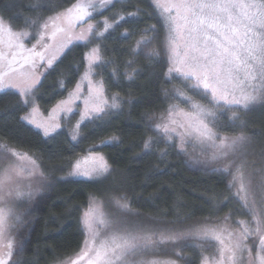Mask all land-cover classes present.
Wrapping results in <instances>:
<instances>
[{
	"label": "trees",
	"instance_id": "trees-1",
	"mask_svg": "<svg viewBox=\"0 0 264 264\" xmlns=\"http://www.w3.org/2000/svg\"><path fill=\"white\" fill-rule=\"evenodd\" d=\"M77 2L39 0L41 6L35 8L37 0H0V12L13 21L24 22L25 18L36 19L72 8ZM96 5L92 16L83 21L110 15L113 29L107 47L101 50L102 55L106 53L110 58L113 73L105 76L107 92L110 98L117 96L119 107L106 110L102 119L83 124L81 139L72 142L65 130L45 136L28 124L24 119L28 107L18 92L9 90L0 94V142L33 153L41 167L48 170L49 177L47 188L27 213L26 224L19 233L23 242L15 248L11 263L17 260L21 264H54L78 251L85 237L83 209L91 196L100 195L108 200L112 191L128 199L130 207L137 211L133 217L139 215L141 221L168 224L171 228L248 217L245 204H241L244 201L230 186L232 168L225 172L189 157L156 129V124L161 123V117L167 115L169 106L176 101L175 85H181L184 80L175 72L168 73L171 64L164 47L165 26L154 1L111 0L108 6H100V1ZM117 12L120 15L116 17ZM121 26L127 28L122 33ZM142 36L151 38V43L135 56L133 41ZM90 44L91 41L73 43L51 65L39 63L46 67L39 82L44 105L50 107L76 84L86 68L85 56ZM154 50L159 56L149 59L148 54ZM130 60L134 63L129 66ZM132 68L137 69V74L129 79L127 73ZM254 127L264 135V124ZM112 135H117V141L106 142L105 138ZM150 138L151 146L145 149V141ZM95 149L104 150L113 167L112 174L96 180L63 178L70 171V160L75 153ZM193 240L186 239L182 249L187 251L178 256L183 260L180 264H199L201 254L207 251H195ZM86 263L87 257L78 262Z\"/></svg>",
	"mask_w": 264,
	"mask_h": 264
},
{
	"label": "snow or ice",
	"instance_id": "snow-or-ice-1",
	"mask_svg": "<svg viewBox=\"0 0 264 264\" xmlns=\"http://www.w3.org/2000/svg\"><path fill=\"white\" fill-rule=\"evenodd\" d=\"M110 2L111 0H100V6ZM154 3L163 16L168 32L167 50L170 64L173 65L169 67L168 73L175 72L185 82L194 80V84L186 83L185 86L200 89L198 94L208 100V105L202 104L182 89L174 88V96L181 98L189 105V108L186 110L179 104L170 105L167 115L162 116L161 123L156 124V129L162 131L168 139H171V134L175 133L182 143L186 144L189 140H194L214 148V159L235 156L238 150L249 141V136L243 131L233 136L221 135L219 129L234 127L240 120V112L250 111L255 105L264 103V0H154ZM40 6L39 0L33 5L35 8ZM96 8L94 0H78L73 8L55 17H49V21L53 27H56V21L63 17L71 28L74 21H83L86 17H91ZM130 15L134 14L130 13ZM24 23L26 26L34 25L36 20L29 17L25 18ZM111 26L106 20L105 31ZM48 27L49 23L42 25L44 29ZM93 28L94 26L89 24L87 31L91 33ZM58 31H65V29L56 27V31L51 34L52 37H55ZM5 35L8 51L0 49V94H7L9 90L15 89L21 97H25L34 87V82H27L33 79V73L25 72V66L31 65L34 68L33 57L39 56L43 59V55L34 52L33 49H25L22 40L29 36L28 31L15 30L10 23L0 17V43L3 42L2 38ZM40 38H44L43 32ZM78 39H87V37L81 34ZM150 43V39L142 36L136 41L132 53L139 56L143 47ZM23 51L29 52V56H22ZM158 56L159 52L156 50L148 54L149 59H155ZM21 59L23 63H20ZM88 60L89 70L94 63L101 61L97 48H93L88 54ZM5 61L8 69L6 72L2 71ZM48 63L51 65L52 60L50 59ZM133 63V60L128 61L129 66ZM136 74L137 69L132 68L127 76L132 79ZM84 78H88L87 72ZM21 80L25 81L23 87L20 84ZM89 83L91 84V81ZM102 87L101 83L96 95L90 96V100L94 103L90 111L86 109L82 119L91 114L98 115L104 112L105 107H119L116 96L112 97L111 104L101 99ZM24 103L27 104L28 101L24 100ZM85 103L87 105L89 101ZM224 117H227L226 122ZM24 119L29 117L26 116ZM48 131L45 128V135ZM76 138V134H73L72 139ZM151 142V138L145 141V149L150 148ZM8 154L16 157L17 160H29L36 167L35 160L27 154L21 156L6 145H0V155ZM233 165H235V174L230 186L239 182L240 191L246 192L243 163L236 164L235 160H231L225 165L224 171H230ZM109 169L110 165L102 156H89L83 161H77L73 165L71 174L98 178L105 175ZM25 170L27 169L22 165L13 163L0 169V205L5 203L3 193L5 187L12 182L13 175L19 176ZM27 171L30 176L37 174L41 178L44 176L43 172ZM8 195L11 193L9 192ZM244 199L247 206L246 197ZM114 203L120 211H130V205L125 198H116ZM101 208L102 204L94 199L90 200L82 218L87 232L85 248L77 254L76 259L66 264H78L86 257L88 264H133L132 257L140 256L148 250H155L159 245L176 244L179 240L190 236L201 240L211 239L219 243V259L216 264H238L244 252L248 253V259L252 264H264V229H262L261 220L255 215L253 216L254 228L245 221H240L242 231L235 241L231 240L233 234L229 232L226 243L222 234L224 229L206 226L185 231L155 232L127 227L102 231V229L111 228L114 221L110 220ZM10 219L11 209L0 207V241H3L5 234L12 227L9 223ZM256 235L259 236V241L255 244L256 253L253 257V249L246 241L250 236ZM6 247L8 251L0 253V264H9L13 256L11 240ZM176 255L179 256L180 253L177 252ZM136 264H145V262L141 259ZM147 264H176V261L152 260Z\"/></svg>",
	"mask_w": 264,
	"mask_h": 264
},
{
	"label": "rangeland",
	"instance_id": "rangeland-1",
	"mask_svg": "<svg viewBox=\"0 0 264 264\" xmlns=\"http://www.w3.org/2000/svg\"><path fill=\"white\" fill-rule=\"evenodd\" d=\"M100 0H94L95 3H98ZM154 1V0H153ZM108 6V5H106ZM105 6V7H106ZM73 8V7H72ZM70 9V8H67ZM67 9L62 10H56L55 12L47 13L45 16H37L36 23L34 25L26 26L25 23L17 20H12L7 15L1 14L0 17H2L6 22L10 23L15 30H25L29 32V36L23 38L22 42L24 44L25 49H33L34 52L41 53L43 55V59H41L39 56H34L33 60L35 62V67L32 68L31 65H26L24 71L25 72H32L33 73V79L27 81L28 83L34 82V87L32 88L31 92L23 97V100H27L28 103L26 104V107H28L27 111L25 112L24 117H29V119H25L28 124H31L34 128L38 129L40 132H42L45 135V128H47L48 134L45 136H51L59 131L65 130L67 133V136L70 137L72 142H76L82 137L83 133V124L86 122L93 120V119H102L104 117V112L110 111L113 108L111 107H105L104 112L97 114H91L88 116H85L83 119L81 118L82 115L85 113L86 109L90 111L92 104L94 101L90 100V96H95L97 93V89L99 88L100 84L102 83V94L101 99L107 100L109 104L112 103V98L109 97V94L107 92V85L105 82V76L107 73L113 74L111 67H109V64L111 63V60L108 56H106V53L102 55L101 47L105 46L107 47V43H109V37L110 33L112 31L113 23L110 19H108L109 14H103L99 17V19L93 20L89 19L85 22L80 21H74V24L71 28L68 27L67 22L63 19V17L56 21V27L64 28L65 31H58L56 32L55 37H52V32L56 31V27H53L51 22L49 21V17H55L58 14L65 13ZM159 10V9H158ZM120 12H117L115 16H119ZM161 15V13H160ZM115 18V17H114ZM102 19V20H100ZM100 20V21H98ZM107 20L109 24L112 26L105 31L104 29V23ZM162 22L163 26H165V22L162 16ZM45 23H49V27L47 29L42 28V25ZM92 24L94 26L93 31L89 33L87 31L88 25ZM125 29H127L124 26H121V29L119 30L120 33L124 32ZM165 41H164V47L166 48V55L167 58H169V53L167 50V28L165 26ZM41 32L44 33V38H40ZM100 33H103L102 35ZM81 34H84L87 39H78V37L81 36ZM151 39V38H148ZM3 42L0 43V49L7 52V36H3L2 38ZM39 41V42H38ZM79 41H91L90 47L88 49V52L85 56L86 61V68L82 71L81 77L78 79L76 84L71 88V90L67 93L65 97L54 104H51L50 107L43 104L41 100L40 95V77L41 73H43L46 70V67L40 66L39 63H45L48 62V60L55 61L58 56H60L62 53H64L65 50L69 48L70 45L73 43L79 42ZM137 41V40H136ZM136 41H133L135 43ZM26 43H30L29 46L26 45ZM132 43V44H133ZM93 48H97L99 50V55L101 57V61L94 63L91 67V70H89V60H88V54L92 51ZM26 54H29L27 51H23L21 53L22 56L26 57ZM20 63H23V60H20ZM173 66V65H171ZM7 62L5 61L4 67L2 71H7ZM88 73V78L85 79V73ZM170 78L172 79L173 76L170 75ZM91 81V84L89 83ZM181 80L177 81L179 83ZM176 83V84H177ZM181 85L176 86L175 88H180L187 95H190L194 98V100L199 101L202 104L208 105V100L203 98L202 95L198 94L200 92V89H194L191 87H186L185 84H194L195 81L190 82H180ZM21 86H25V81H20ZM77 85H79V89H77ZM91 89V91H90ZM15 90V89H13ZM16 91V90H15ZM17 92V91H16ZM117 97V96H116ZM173 104H179L181 108L188 109L189 105L185 103L181 98L175 97ZM85 101H89V103L86 105ZM70 109V111H69ZM35 110V111H34ZM230 115V114H229ZM225 122L227 121V117H224ZM264 124V103L255 105L250 111L247 112H240V120L236 122V125L234 127H223L220 128L219 131L221 135H238L241 131H243L246 135L249 136V141L243 145L235 156L230 155L227 158H221V159H214V153L215 149L208 146V145H202L197 143V149L194 148V142H188V143H182L179 137L175 134H171V139H168L167 136H164V139L167 142L176 143V145L184 151L189 157L195 158L200 162H205L209 164L210 166L214 167H220L222 169L225 168V165L231 161L235 160L236 164L243 163V173L245 176V188L246 192L240 191V184L239 182L235 183L233 186L234 192L238 193V196L241 198L242 205L245 204V197L247 200V206H245V209L248 212V217L244 216H237L234 217V221L231 220H218L216 222H205L197 224L196 222L194 224H188L182 226V228H171L168 224H162L159 222H147V221H141L139 219V215L133 217L135 214H137V211L135 209H132L130 207V211L128 212H122L115 206V199L123 197L122 194H119V192L112 191L110 192V196L105 200L103 196L97 195V196H91L90 200L94 199L97 203L102 204L101 211L107 214L108 218L112 221H114L111 228L107 230L102 231H111L113 228H129V229H145V230H151L155 232H160L163 230H176V231H185L188 229H195L201 226H206L208 228H216V229H224L225 231L222 233L225 237L226 243L228 242V233L231 232L233 235L231 237L232 241H235L238 234L242 231L240 221H245L251 228L255 227V223L253 221V216L255 215L257 218L261 220V226L262 229H264V135L262 133H258L257 129L254 126L262 125ZM39 125V126H38ZM59 125V127H57ZM79 125V127H77ZM239 125L241 126V129H239ZM254 127V128H253ZM250 129H254L251 131ZM182 131V130H178ZM252 132V133H251ZM73 134H76L77 138L75 140L72 139ZM105 141L107 142H116L117 141V135L107 136L105 138ZM104 141V142H105ZM0 145H5L0 142ZM7 146V145H6ZM10 149L15 150L16 152L20 153L21 156L23 154H27L29 157H31L32 160H35L36 167H34L29 160H17L16 157L11 156V154L8 155H0V169L7 167L10 163L13 164H20L27 170H33L36 173L43 172L44 176L41 178L38 174L30 176L28 174V171L25 170L21 172L19 176L13 175L12 182L8 184L5 187L4 190V200L5 203L0 205V207H6L11 209V219L9 223L12 225L10 230L5 234L3 241H0V253H6L8 251L6 245L9 240L13 242V252L17 245L22 244L23 238L20 236V232L23 228V225L28 218V211L31 207L34 205V201H36L39 197V195L43 192L45 188H47L49 183V177H48V170L41 167L40 161L37 160L35 155L33 153H30L25 150H17L16 148L12 146H7ZM89 156H95L99 157L102 156L104 160L107 161V163L110 165L109 171L103 175L102 177L98 178H88L84 176H78V175H72L73 171V165L77 161H83L85 157ZM70 171L68 173H65L64 177L67 178H81V179H90V180H96V179H104L109 174L113 173V167L111 165V162L109 158L107 157L106 153L103 149H95V150H89L85 151L84 153H75L74 156H72V159L70 160ZM231 171L232 179L233 175L235 174V165H233ZM11 193V195H8V193ZM17 193H20V195H17ZM37 198V199H36ZM125 198V197H123ZM126 199V198H125ZM127 202L128 199H126ZM85 206L82 212V218L84 212L88 209V205ZM244 208V206H242ZM137 208V207H136ZM128 217V218H127ZM129 219V220H127ZM162 224V225H161ZM169 229H168V228ZM84 233L85 237L82 241V245L78 249V251L68 255V257L64 258L63 260H58L54 264H66V262H70L72 259H76L77 254L81 252L83 248H85V240L87 237V232L84 227ZM193 238V249L196 251H204V254L200 256L199 258V264H205V261H207V264H216V261L219 259V243L215 240H201L197 239L195 237H189ZM186 239L179 240L176 244L167 243L163 245H159L155 250H148L145 251L142 255L132 257L131 260L133 261V264H136L137 261L143 260L145 264H147L148 261L152 260H158V261H168V260H175L176 264H180L179 262L183 263V260H181V257H178L176 253H180L179 256L187 249L183 248L185 246ZM259 236H250L246 243L250 247H252V256H255L256 253V247L255 244L258 243ZM16 244V246H15ZM188 244V243H187ZM209 248V249H208ZM178 260V261H177ZM9 264H21L20 262H17V260H14L13 263L9 262ZM238 264H252V262L248 259V253H243V258L241 261L238 262Z\"/></svg>",
	"mask_w": 264,
	"mask_h": 264
},
{
	"label": "flooded vegetation",
	"instance_id": "flooded-vegetation-1",
	"mask_svg": "<svg viewBox=\"0 0 264 264\" xmlns=\"http://www.w3.org/2000/svg\"><path fill=\"white\" fill-rule=\"evenodd\" d=\"M86 264H88V263H86Z\"/></svg>",
	"mask_w": 264,
	"mask_h": 264
}]
</instances>
